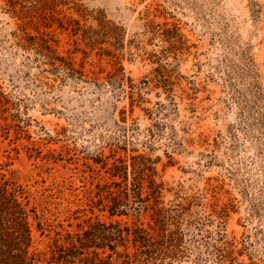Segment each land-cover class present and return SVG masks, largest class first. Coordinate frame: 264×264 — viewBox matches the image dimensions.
<instances>
[{"label": "rangeland", "instance_id": "1", "mask_svg": "<svg viewBox=\"0 0 264 264\" xmlns=\"http://www.w3.org/2000/svg\"><path fill=\"white\" fill-rule=\"evenodd\" d=\"M15 1L0 0V173L37 207L39 264H55L53 239L97 221L159 235L155 209L181 205L168 230L183 264H264V0H61L38 13ZM70 17L92 30L103 18L89 33L101 43L58 26ZM26 35L80 73L51 69ZM134 178L143 196L162 182L160 202L137 212L131 194L111 215Z\"/></svg>", "mask_w": 264, "mask_h": 264}, {"label": "trees", "instance_id": "2", "mask_svg": "<svg viewBox=\"0 0 264 264\" xmlns=\"http://www.w3.org/2000/svg\"><path fill=\"white\" fill-rule=\"evenodd\" d=\"M16 4L15 0H8ZM29 2L30 13H38L44 6L57 9L66 2L61 0H24ZM107 22L98 19V30L82 26L79 19L70 17L68 23L58 22V26L71 30L73 34L82 32L87 45L94 47L101 42L93 39L90 32L99 35L105 29ZM101 29V30H100ZM18 42L25 48H32L51 69L63 71L67 75L80 73L71 61L60 56L54 49L50 39L45 36L26 35L19 37ZM108 56H115V51L110 48L100 47ZM132 97L131 106L133 108ZM155 173H153L154 175ZM113 176H120L123 181H128L127 168L116 165ZM146 195L143 196L144 183L139 178H134L130 185L125 187V195L113 197L108 205L111 215L126 214L122 206L129 207V197L132 194L133 208L137 212L142 210L144 201L154 199L159 203L162 195L163 183L154 179L149 181ZM184 205L175 208L157 207L155 216L152 217L159 226L161 233L153 235L144 227L123 225L120 222L91 223L88 228L77 232H67L65 241L53 239L50 244L49 262L55 264H183L181 255L182 239L178 238L175 230H168L170 224L177 225L182 218ZM43 234L45 228L40 221L37 207L30 204L24 195L23 188L14 183L4 173H0V264H39L45 252L34 249L35 231ZM59 234V233H57ZM122 247V250L119 248ZM117 259L113 261V256Z\"/></svg>", "mask_w": 264, "mask_h": 264}]
</instances>
